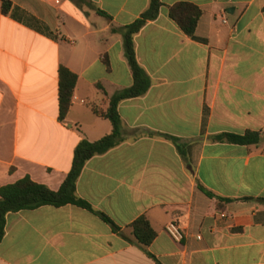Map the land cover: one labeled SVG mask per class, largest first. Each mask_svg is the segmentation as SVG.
<instances>
[{"label": "crops", "instance_id": "crops-1", "mask_svg": "<svg viewBox=\"0 0 264 264\" xmlns=\"http://www.w3.org/2000/svg\"><path fill=\"white\" fill-rule=\"evenodd\" d=\"M3 1L0 188L30 177L58 191L78 145L112 133L94 110L106 112L134 84L114 30L137 21L151 0H7L8 14ZM183 2L204 12L194 37L169 16ZM162 3L134 38L151 87L120 103L124 141L88 161L77 183L78 196L124 236L73 205L10 213L0 264H156L126 240L135 241L140 217L157 233L148 251L162 264H264V0ZM62 67L78 76L63 121ZM247 132L261 133V143L214 140ZM172 222L185 233L181 243L166 232Z\"/></svg>", "mask_w": 264, "mask_h": 264}, {"label": "trees", "instance_id": "trees-1", "mask_svg": "<svg viewBox=\"0 0 264 264\" xmlns=\"http://www.w3.org/2000/svg\"><path fill=\"white\" fill-rule=\"evenodd\" d=\"M74 1L78 3L85 2V0ZM162 7V0H151L149 9L144 12L137 21L123 29L114 30V32L122 33L124 37L125 54L132 71L134 84L132 87L126 88L115 94L111 98L110 107L106 112H101L97 109L94 110L97 115L112 123V133L97 142L84 140L78 145L75 150L73 167L58 191H53L44 184L34 182L30 177H26L14 184L0 188V243L6 235L7 216L10 213L32 211L46 206L61 208L73 205L88 210L111 225L115 233L124 236L121 228L117 226L111 218L101 212L95 211L88 202L78 196L77 183L88 161L96 156L108 153L124 141L122 120L118 111L120 103L125 100L144 96L151 87L150 78L138 63L134 38L149 22L155 21L159 17ZM11 8L12 3L4 0L3 12L8 14ZM100 14L106 16L103 12H100ZM203 14L204 12L197 5L192 3H178L169 9L170 18L189 37L195 36ZM104 62L108 67L110 66L107 60L104 59ZM59 78L60 119L63 121L66 119L72 107L78 76L69 69L62 67L59 72ZM98 87L102 89L101 86ZM261 135L262 134L259 132H247L244 135L223 134L216 136L214 140L221 143L250 147L257 146L261 143ZM165 137L172 140L181 150L178 139L169 136ZM201 189L209 197L215 198L211 192L202 187ZM218 199L222 201V198ZM226 202H231V200H226ZM131 229L135 241L129 240L128 238H126V240L137 245L149 258L154 260L156 264H162L148 251V248L157 237V233L152 228L149 220L146 217H140L131 225Z\"/></svg>", "mask_w": 264, "mask_h": 264}, {"label": "built area", "instance_id": "built-area-1", "mask_svg": "<svg viewBox=\"0 0 264 264\" xmlns=\"http://www.w3.org/2000/svg\"><path fill=\"white\" fill-rule=\"evenodd\" d=\"M222 217L225 218L226 215L222 214ZM166 232L175 242L181 243L185 239V233L180 224L177 222L170 223L166 228ZM199 239L202 238L199 237Z\"/></svg>", "mask_w": 264, "mask_h": 264}]
</instances>
